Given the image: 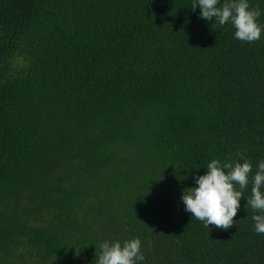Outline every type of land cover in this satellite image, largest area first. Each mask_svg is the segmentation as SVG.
<instances>
[{"label":"trees","instance_id":"trees-1","mask_svg":"<svg viewBox=\"0 0 264 264\" xmlns=\"http://www.w3.org/2000/svg\"><path fill=\"white\" fill-rule=\"evenodd\" d=\"M192 2L0 0V264L134 237L144 264H264L244 196L227 229L180 200L212 158L264 159V33Z\"/></svg>","mask_w":264,"mask_h":264},{"label":"clouds","instance_id":"clouds-1","mask_svg":"<svg viewBox=\"0 0 264 264\" xmlns=\"http://www.w3.org/2000/svg\"><path fill=\"white\" fill-rule=\"evenodd\" d=\"M250 0H193L192 10L199 8V17L212 20L217 26L231 25L232 36L240 42L251 43L259 40L264 33V9ZM252 162L243 152H236L225 160L212 158L206 163V171L193 175L194 185L182 191L180 200L184 211L191 213L206 228L209 225L227 229L233 225V217L240 208V199L244 196L245 208L253 210L251 220L254 231L264 234V159L256 164L252 172ZM251 174V175H250ZM250 195L245 196L248 188ZM95 246V250H96ZM95 251V264H144L145 256L141 251L139 237L109 240L98 244Z\"/></svg>","mask_w":264,"mask_h":264},{"label":"rangeland","instance_id":"rangeland-1","mask_svg":"<svg viewBox=\"0 0 264 264\" xmlns=\"http://www.w3.org/2000/svg\"><path fill=\"white\" fill-rule=\"evenodd\" d=\"M12 259H14V258L12 257V258H10L9 260H12ZM7 264H13V263H9V261H8Z\"/></svg>","mask_w":264,"mask_h":264}]
</instances>
